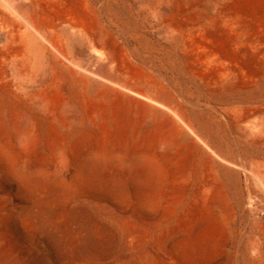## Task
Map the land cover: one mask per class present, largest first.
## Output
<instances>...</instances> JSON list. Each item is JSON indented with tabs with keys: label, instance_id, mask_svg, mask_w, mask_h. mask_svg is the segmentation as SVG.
Masks as SVG:
<instances>
[{
	"label": "bare ground",
	"instance_id": "6f19581e",
	"mask_svg": "<svg viewBox=\"0 0 264 264\" xmlns=\"http://www.w3.org/2000/svg\"><path fill=\"white\" fill-rule=\"evenodd\" d=\"M178 34L184 57L196 55L211 88L257 84L220 51L191 41L196 32L179 26ZM245 112L230 118L240 123ZM194 121L130 58L90 0H0V262L15 264L37 245V205L63 194L89 201L118 175L131 190L125 203L153 207L193 165H209L204 193L219 202L211 195L223 183L216 169L236 176L238 165L215 151Z\"/></svg>",
	"mask_w": 264,
	"mask_h": 264
},
{
	"label": "rangeland",
	"instance_id": "374dc122",
	"mask_svg": "<svg viewBox=\"0 0 264 264\" xmlns=\"http://www.w3.org/2000/svg\"><path fill=\"white\" fill-rule=\"evenodd\" d=\"M90 1L130 58L171 90L239 173L216 169L223 182L211 192L217 203L204 193L210 166L197 164L153 207L125 203L131 190L119 175L89 201L63 194L57 203L37 205L38 243L14 263L264 264V190L254 176L264 177V0ZM179 26L197 33L191 41L220 51L255 87L211 88L196 55L184 57ZM241 110L246 117L235 123L230 115Z\"/></svg>",
	"mask_w": 264,
	"mask_h": 264
}]
</instances>
